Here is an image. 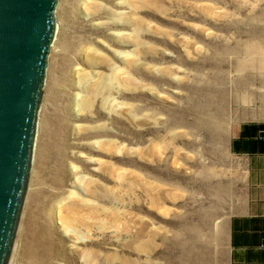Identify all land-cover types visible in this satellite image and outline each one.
Segmentation results:
<instances>
[{"label": "rangeland", "instance_id": "374dc122", "mask_svg": "<svg viewBox=\"0 0 264 264\" xmlns=\"http://www.w3.org/2000/svg\"><path fill=\"white\" fill-rule=\"evenodd\" d=\"M8 264H226L235 121L264 85V0H57Z\"/></svg>", "mask_w": 264, "mask_h": 264}, {"label": "water", "instance_id": "95a60500", "mask_svg": "<svg viewBox=\"0 0 264 264\" xmlns=\"http://www.w3.org/2000/svg\"><path fill=\"white\" fill-rule=\"evenodd\" d=\"M57 0H0V264L26 196Z\"/></svg>", "mask_w": 264, "mask_h": 264}, {"label": "crops", "instance_id": "0c3cea01", "mask_svg": "<svg viewBox=\"0 0 264 264\" xmlns=\"http://www.w3.org/2000/svg\"><path fill=\"white\" fill-rule=\"evenodd\" d=\"M229 153L241 163L243 196L227 220L226 264H264V85L258 110L235 121Z\"/></svg>", "mask_w": 264, "mask_h": 264}]
</instances>
